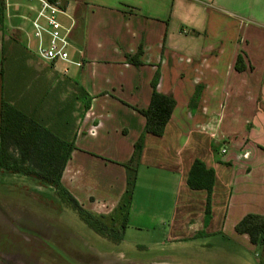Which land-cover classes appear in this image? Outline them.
I'll return each mask as SVG.
<instances>
[{
  "label": "crops",
  "instance_id": "0c3cea01",
  "mask_svg": "<svg viewBox=\"0 0 264 264\" xmlns=\"http://www.w3.org/2000/svg\"><path fill=\"white\" fill-rule=\"evenodd\" d=\"M57 2L64 10L59 22L71 27L69 58L81 68L41 62L47 66L38 72L60 112L70 90L80 97L83 88L90 100L77 120L62 186L91 214L112 216L125 191L123 165L142 136L126 230L158 229L167 243L207 233L249 243L234 227L245 215L264 216V0ZM37 8L32 0H4L0 61L5 44L10 52L25 49L27 65H39L31 27ZM69 66L71 76L62 72ZM156 77V92L175 101L161 137L144 134L146 119L138 112L149 107ZM1 87L0 78V104ZM195 160L215 173L209 214L207 193L186 184Z\"/></svg>",
  "mask_w": 264,
  "mask_h": 264
},
{
  "label": "trees",
  "instance_id": "16d2710c",
  "mask_svg": "<svg viewBox=\"0 0 264 264\" xmlns=\"http://www.w3.org/2000/svg\"><path fill=\"white\" fill-rule=\"evenodd\" d=\"M2 16L4 0H0V22ZM26 53L25 49L20 48H13L10 52V48L5 44L1 51L0 173L32 178L40 184L52 187L58 199L68 205L91 232L111 244H118L123 240L135 193L143 137L141 136L135 143L130 161L123 165L126 175L125 191L112 216L107 218L96 216L82 208L62 186L61 177L75 149L77 120H82L84 112L90 107V100L83 92V88H79L77 92L80 97L72 96L70 93L71 96L64 99L63 111L60 112L58 108L60 102L54 91L44 92L38 102L28 94H19L16 88L22 86L26 59L31 58ZM133 63L138 64V61ZM240 63L241 59L237 57L235 68L239 72L243 71ZM5 80L11 83L8 97L4 95ZM15 85L13 90L11 87ZM156 87L157 77L152 82L149 107L138 112L146 119L144 134L161 137L175 107V101L170 97L161 96L156 92ZM82 93L85 95L84 99L81 97ZM195 100L196 94L191 103ZM77 102L80 103L78 112L75 108ZM262 151L264 155V149ZM214 181L215 173L211 168H207L200 160L192 162L186 184L193 191L207 193L205 199L207 214L210 212ZM234 231L238 235H245L250 245L260 247L264 257L263 215H245L235 225ZM259 264H264V261H260Z\"/></svg>",
  "mask_w": 264,
  "mask_h": 264
},
{
  "label": "rangeland",
  "instance_id": "374dc122",
  "mask_svg": "<svg viewBox=\"0 0 264 264\" xmlns=\"http://www.w3.org/2000/svg\"><path fill=\"white\" fill-rule=\"evenodd\" d=\"M39 61L37 67L35 60L26 64L24 82L16 88L19 94H28L36 102L50 88L38 72L47 65ZM69 69L67 75L71 76L74 69L70 66ZM10 84L5 80V96ZM159 232L130 227L120 243L111 244L91 232L51 189L36 188L29 178L0 173V264H259L264 261L260 247L228 233H207L167 243Z\"/></svg>",
  "mask_w": 264,
  "mask_h": 264
},
{
  "label": "built area",
  "instance_id": "2783aa9c",
  "mask_svg": "<svg viewBox=\"0 0 264 264\" xmlns=\"http://www.w3.org/2000/svg\"><path fill=\"white\" fill-rule=\"evenodd\" d=\"M38 3L35 17L31 20L32 37L36 41L35 55L38 60L46 63H65L81 68L80 62H73L69 58V41L71 27L63 26L58 17L64 14L62 6L57 0H32ZM69 71L64 68L63 74ZM94 133L91 127L89 134ZM225 153V149L221 150V154ZM242 158H247L244 153Z\"/></svg>",
  "mask_w": 264,
  "mask_h": 264
}]
</instances>
